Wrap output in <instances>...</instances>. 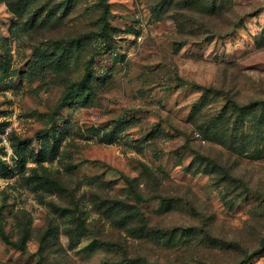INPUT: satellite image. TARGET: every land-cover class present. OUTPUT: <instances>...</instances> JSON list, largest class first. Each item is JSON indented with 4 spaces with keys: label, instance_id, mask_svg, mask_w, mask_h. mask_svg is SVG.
I'll return each instance as SVG.
<instances>
[{
    "label": "rangeland",
    "instance_id": "1",
    "mask_svg": "<svg viewBox=\"0 0 264 264\" xmlns=\"http://www.w3.org/2000/svg\"><path fill=\"white\" fill-rule=\"evenodd\" d=\"M105 3L0 0V264H264V0Z\"/></svg>",
    "mask_w": 264,
    "mask_h": 264
},
{
    "label": "trees",
    "instance_id": "2",
    "mask_svg": "<svg viewBox=\"0 0 264 264\" xmlns=\"http://www.w3.org/2000/svg\"><path fill=\"white\" fill-rule=\"evenodd\" d=\"M101 2V5H102V12H101V15H102V19H103V24H102V29L99 33V36L102 38V39H106L107 35H108V30H107V27H108V22H107V19H106V13H107V5L105 3V0H100ZM256 106L255 103H250L248 105H245V106H242V107H238L236 105H233L231 106L233 109H238V110H242V109H253L254 107ZM262 122V120H260ZM264 128V123H262L260 126H257L256 127V132H261L262 129ZM263 244H264V240H262ZM262 247H259L257 248L254 252L248 254L244 260V262H248L252 257L256 256V255H260L262 253ZM243 263V262H242ZM43 264V263H42Z\"/></svg>",
    "mask_w": 264,
    "mask_h": 264
}]
</instances>
